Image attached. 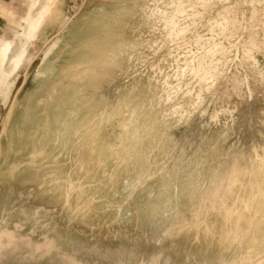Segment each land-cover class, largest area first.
I'll list each match as a JSON object with an SVG mask.
<instances>
[{
  "label": "rangeland",
  "instance_id": "374dc122",
  "mask_svg": "<svg viewBox=\"0 0 264 264\" xmlns=\"http://www.w3.org/2000/svg\"><path fill=\"white\" fill-rule=\"evenodd\" d=\"M52 1L0 85V264H264V0Z\"/></svg>",
  "mask_w": 264,
  "mask_h": 264
},
{
  "label": "bare ground",
  "instance_id": "6f19581e",
  "mask_svg": "<svg viewBox=\"0 0 264 264\" xmlns=\"http://www.w3.org/2000/svg\"><path fill=\"white\" fill-rule=\"evenodd\" d=\"M29 2L31 6L35 5L34 0H29ZM52 4L53 1L48 0L46 5L45 6L43 5L42 9L38 11L37 15L34 18L30 19L28 31L26 30L24 31V33L27 36L26 42L24 43V45H22V47H20V49L17 52L12 51V45L10 41H8L7 39L2 44H0V59H2V61L8 59V62L10 63L9 69L6 72L2 73L3 77L0 74V85L5 82L3 81L4 78L7 79L13 77L22 67L23 63L25 62V58L28 55L29 47L31 44L34 43L35 33L43 24L45 17L50 12V8ZM8 245H9L8 239L6 238L0 239V259H3L2 257L11 253V251H9L8 248L6 247Z\"/></svg>",
  "mask_w": 264,
  "mask_h": 264
}]
</instances>
